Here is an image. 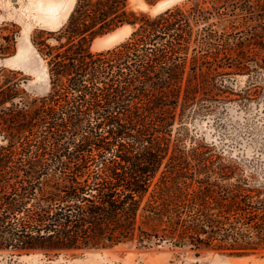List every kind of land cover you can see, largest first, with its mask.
I'll use <instances>...</instances> for the list:
<instances>
[{"label": "trees", "instance_id": "1", "mask_svg": "<svg viewBox=\"0 0 264 264\" xmlns=\"http://www.w3.org/2000/svg\"><path fill=\"white\" fill-rule=\"evenodd\" d=\"M122 26L119 44L91 49ZM18 36L0 25V61ZM30 41L50 88L34 96L21 70L0 66V255L135 243L264 257V190L188 129L227 98L258 95L264 0H190L154 16L129 0H75L62 26ZM238 75L250 85L235 92L225 77Z\"/></svg>", "mask_w": 264, "mask_h": 264}, {"label": "rangeland", "instance_id": "2", "mask_svg": "<svg viewBox=\"0 0 264 264\" xmlns=\"http://www.w3.org/2000/svg\"><path fill=\"white\" fill-rule=\"evenodd\" d=\"M73 1L75 3V0H0V25L15 23L19 27L17 51L13 56L5 58H9V65L4 67L21 70L27 78L24 87L34 96L48 93L50 84L46 64L31 44V34L34 29L55 30L62 26L68 18L64 14L68 8L72 10ZM151 1H155L154 4L149 5L147 0H129V5L154 16L167 7L183 5L190 0ZM49 2L58 3L59 9L48 13L40 8L41 4ZM165 2L168 6L161 8ZM97 39L93 41L91 49H107ZM18 53L20 56H17ZM16 56L17 60L12 61ZM225 79L235 92L250 85L244 75L234 78L226 76ZM254 82V87L251 85L250 89L260 90L258 95L255 93L249 97L246 106L238 99L227 98L219 104L216 112L194 117L189 121L188 129L192 135L205 137L208 142L216 143L221 152L231 155L242 170L240 175L248 179L251 187L264 190V80ZM211 179L217 180L220 186L232 182L214 176ZM0 264H264V257H229L216 252H204L195 257L190 251L171 250L165 244L139 249L135 243H128L109 250L85 251L74 255L63 253L51 258L38 253L17 257L2 254Z\"/></svg>", "mask_w": 264, "mask_h": 264}, {"label": "bare ground", "instance_id": "3", "mask_svg": "<svg viewBox=\"0 0 264 264\" xmlns=\"http://www.w3.org/2000/svg\"><path fill=\"white\" fill-rule=\"evenodd\" d=\"M73 4H74V1L72 2V5ZM166 6H168V4L165 2L160 7L164 8ZM58 7H59L58 3H51V2L40 5V8H42L45 12H48V13L57 11L59 9ZM70 10L71 9L68 8V10L65 12L64 16L67 14L65 16V18H67V16L69 15ZM130 32H131V27L123 26L122 28H120V29H118V30H116L110 34H107L105 36H102L101 38H98L97 40H99V43L104 48H110L112 45L120 43L123 39H125L126 36H128L130 34ZM17 56H20V53H18ZM17 56H16V58L11 59V60L12 61L17 60V58H18Z\"/></svg>", "mask_w": 264, "mask_h": 264}, {"label": "water", "instance_id": "4", "mask_svg": "<svg viewBox=\"0 0 264 264\" xmlns=\"http://www.w3.org/2000/svg\"><path fill=\"white\" fill-rule=\"evenodd\" d=\"M167 8H169V7H167ZM167 8H165L164 10H166ZM123 27V26H122ZM122 27H120V28H122ZM120 28H118V29H120ZM118 29H116V30H118ZM116 30H114V31H116ZM113 31V32H114ZM112 33V32H111ZM110 34V33H109ZM108 49V48H107ZM9 59V58H8ZM8 59H5L4 61H2L0 64L1 65H3V66H8L9 65V63H8Z\"/></svg>", "mask_w": 264, "mask_h": 264}]
</instances>
